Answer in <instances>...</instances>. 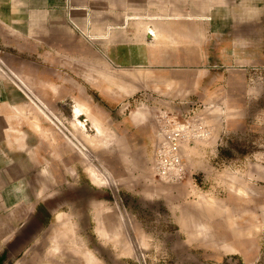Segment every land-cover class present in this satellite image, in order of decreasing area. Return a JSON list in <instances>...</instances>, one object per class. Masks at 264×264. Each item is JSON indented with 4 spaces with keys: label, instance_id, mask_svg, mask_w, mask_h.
I'll list each match as a JSON object with an SVG mask.
<instances>
[{
    "label": "rangeland",
    "instance_id": "obj_1",
    "mask_svg": "<svg viewBox=\"0 0 264 264\" xmlns=\"http://www.w3.org/2000/svg\"><path fill=\"white\" fill-rule=\"evenodd\" d=\"M89 2L61 0L56 28L22 24L30 42L0 36V85L32 106L50 183L47 215L0 232V264H264V11ZM172 122L201 137L182 132L166 181L152 159Z\"/></svg>",
    "mask_w": 264,
    "mask_h": 264
},
{
    "label": "crops",
    "instance_id": "obj_2",
    "mask_svg": "<svg viewBox=\"0 0 264 264\" xmlns=\"http://www.w3.org/2000/svg\"><path fill=\"white\" fill-rule=\"evenodd\" d=\"M242 1L245 3L240 4L247 6L244 10L264 11V0ZM85 2L86 9H93V3H88V0ZM62 6L61 0H0V36L9 43L30 42L23 34L25 30L21 25L36 28L45 25L47 28L48 24L56 28L57 20L61 19L60 13L65 10ZM74 7L77 8L76 2ZM20 13H25L20 16L21 23L15 16ZM19 25L22 28L21 37L13 33ZM50 43L55 42L50 40ZM3 85H0V232L17 228L20 236L24 235V230L31 224L40 220V215L50 212L46 211L44 202L37 201L50 183L46 180L47 170L39 168L40 164L35 162L36 154L33 153V150H37L45 157V134H42L39 124L31 118L29 108L32 106L26 98L16 93L13 87ZM39 145L42 148L35 149ZM60 150L53 151L54 171L58 161L56 154L60 156ZM38 156L41 155L37 153ZM35 164L39 169H36ZM62 166H59L60 171ZM9 246L11 243L6 251H11Z\"/></svg>",
    "mask_w": 264,
    "mask_h": 264
},
{
    "label": "built area",
    "instance_id": "obj_3",
    "mask_svg": "<svg viewBox=\"0 0 264 264\" xmlns=\"http://www.w3.org/2000/svg\"><path fill=\"white\" fill-rule=\"evenodd\" d=\"M175 128L172 131L158 135L161 136L162 142L154 148L152 167L159 179L172 181L177 179L182 168L181 143L186 138L185 131H195L194 138L201 137V126H193L190 123L172 122Z\"/></svg>",
    "mask_w": 264,
    "mask_h": 264
},
{
    "label": "bare ground",
    "instance_id": "obj_4",
    "mask_svg": "<svg viewBox=\"0 0 264 264\" xmlns=\"http://www.w3.org/2000/svg\"><path fill=\"white\" fill-rule=\"evenodd\" d=\"M76 110V109H75ZM79 111V109L76 110V112ZM80 113V112H79ZM75 114H78V113H75ZM71 238V237H70ZM72 239V238H71ZM57 245V244H56ZM59 245V244H58ZM55 248V247H54ZM56 249V248H55ZM56 252H57V249H56ZM67 253V252H66Z\"/></svg>",
    "mask_w": 264,
    "mask_h": 264
}]
</instances>
